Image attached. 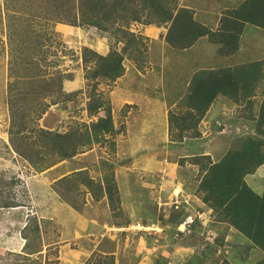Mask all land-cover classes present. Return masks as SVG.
I'll return each mask as SVG.
<instances>
[{
	"label": "rangeland",
	"instance_id": "374dc122",
	"mask_svg": "<svg viewBox=\"0 0 264 264\" xmlns=\"http://www.w3.org/2000/svg\"><path fill=\"white\" fill-rule=\"evenodd\" d=\"M5 1L8 3V0H0V183L7 184L5 187H0V192L3 197L9 198L8 201L20 206L15 208L18 209L17 211H10L12 208H0V264H84L88 260L105 261L103 256H113V264H182L185 258L167 261L163 256L160 257L161 254L165 255L161 245L165 247L168 245L162 239L154 240L156 235L151 238L155 249L150 252L141 251L143 248L141 238L144 237L145 232L152 230L150 228L164 225L163 229L172 227L173 232L184 229L181 224L178 228L175 226L176 223L167 225L172 223L167 219L172 211L170 206L174 203L172 198L167 200L170 204L168 207L162 206L164 200H159L157 194L149 195L143 187L145 181L151 179V174L156 178L158 173L161 175L160 169L163 170L165 167L164 161L167 157L163 149L165 141L162 138L163 129L160 125L166 122L169 111H177L176 104L185 95L193 75H197L202 69L218 67L215 59L209 54L211 48L214 55L219 58V48L208 47L204 41H201L192 49L176 50L163 44L162 38H158L160 35L157 32L160 31L152 30L151 26L131 23L129 31L142 36L147 46L144 66L138 69L136 61L124 57L123 76L113 83H98L94 88L95 93L109 102L111 107L113 125L117 131L111 138L114 146L107 142L93 144L89 149L83 148L81 153L73 158L38 173L12 151L9 143L11 120L6 104V89L8 82L14 80L7 76L9 50L5 36L8 15L4 6ZM177 1V5H180V0ZM59 26L61 25L55 24L49 27L55 33L51 36L53 42L43 49L47 56L41 64L42 71L45 76L60 74L63 78V91L75 92L77 95L70 102L63 101L55 105L49 104L51 98L47 99L44 101L49 104L47 111L39 120H28V122L38 128L63 133L74 126L88 125L96 119L89 116L86 111L93 82L84 77V70L80 64L82 47H88L105 55L110 48L121 49L122 44L115 43L116 39L110 33L101 32L94 27L84 26L76 29L65 25L68 28L60 29ZM253 27L246 29L245 35L259 33L262 36H245L249 42L242 40L240 50L230 56L264 60V29L258 28L255 31ZM41 28L44 29V26ZM59 29L60 31H56ZM161 33V36H165L166 31L163 30ZM210 45L214 46V44ZM222 58L225 56H220V59ZM256 62L258 61L248 64ZM15 65L17 69L20 67L17 63ZM223 65L225 64L220 61V66ZM20 88L21 83H14L10 92L17 94ZM124 100L137 105L125 107L127 103ZM261 100L262 97L259 96L253 101H256L255 106L244 103L237 104V108H231L228 98L219 95L210 106L213 108L208 115H212L214 119L218 114L222 116L223 110L220 107L225 104L236 118L252 111L248 121L255 123ZM174 101L177 102L172 105ZM29 113L36 118L34 112ZM233 119L235 118L231 117L229 120ZM201 124L203 120L199 126ZM241 127L242 125L239 132L237 131L238 137L232 138L231 142L247 136ZM150 151L153 152L141 156ZM150 155L153 157H149ZM162 160L163 166H160ZM84 169L95 182L101 181L106 175H113L119 192L121 211H113L106 197L94 201L83 186H79L76 192H70L68 197L73 201L67 198L71 203L74 202L82 207L81 212L72 209L54 193L52 188L56 180ZM156 179L160 180V178ZM262 185H258L260 191L263 190ZM175 196L176 194L173 198ZM33 216L37 221L44 219L39 226L41 252L26 255L23 252L26 241L22 229ZM117 222L120 225H117ZM139 222L151 225L153 223L154 226L142 227ZM73 230L78 231L81 238H74ZM156 232L158 231L152 233ZM221 235L216 238L209 236L212 238L210 241L201 239L193 244L197 249L202 242V252L200 254L195 250L189 253L199 256L197 259L188 258L186 264H222V262L258 264L262 260V252L255 249L250 241L245 244V241H241V236L240 239L233 237L230 241H225ZM204 236L208 237L207 234ZM189 240L197 239L189 238ZM212 241L213 243H210ZM203 255L202 260L200 256Z\"/></svg>",
	"mask_w": 264,
	"mask_h": 264
},
{
	"label": "trees",
	"instance_id": "16d2710c",
	"mask_svg": "<svg viewBox=\"0 0 264 264\" xmlns=\"http://www.w3.org/2000/svg\"><path fill=\"white\" fill-rule=\"evenodd\" d=\"M177 2L8 0V4L5 1L4 6L8 14L5 36L9 50L7 76L14 80L8 82L6 89V104L11 120L9 143L12 151L40 173L73 158L81 153L83 148L89 149L93 144L107 142L114 146L111 138L117 131L114 129L111 107L109 102L95 93L94 88L98 83H113L123 76L124 57L136 61L138 69L144 66L147 46L142 36L129 31L131 23L166 28L164 42L176 50L190 49L199 39L206 37L209 44L220 47L219 55L222 56L232 55L238 50V40L244 23L264 29V0H244L233 14L226 12L227 17L222 19L226 24L219 26V32H213L194 21L192 11L177 5ZM236 18H240L243 24L227 23L236 22ZM55 24L76 28L94 27L101 32L110 33L116 39L115 43L122 44L121 49L110 48L105 55L82 47L80 60L84 77L93 82L86 111L96 119L88 125L74 126L63 133L38 128L28 122L39 120L49 108V104L70 102L77 95L75 92L63 91V78L60 74L45 76L42 71L41 64L47 56L43 49L53 42L51 36L55 33L49 27ZM16 63L20 65L19 71ZM262 80L264 69L260 61L246 66L200 70L190 79L185 95L176 104L177 111L168 113L169 141L181 144L184 140L199 138V123L219 95L234 104L243 102L251 105L250 99L255 95ZM14 83H21L17 94L10 92ZM262 94L263 101L254 123V134L232 142L218 162L212 163L209 156L194 155L182 158L180 163L183 165L188 162L198 166L195 193L201 202L212 210L216 221L235 229L264 254V184L261 194H257L245 182V177L252 175L264 164V90ZM49 98L50 103H45ZM29 112H34L36 118ZM5 184L0 183V187H5ZM79 186H83L94 201L106 197L113 211H121L119 192L112 174L95 182L85 169L78 170L56 180L52 189L72 209L81 212L82 207L67 200L70 192H76ZM8 199L0 192V208L20 206ZM175 211H171L168 219L178 223L179 212ZM43 220L37 221L33 216L22 229L26 241L23 252L26 255L41 252L39 226ZM117 225L120 224L117 222ZM103 257L105 261L88 260L84 264H113V256ZM200 258L203 260L204 255ZM258 264H264V257Z\"/></svg>",
	"mask_w": 264,
	"mask_h": 264
},
{
	"label": "crops",
	"instance_id": "0c3cea01",
	"mask_svg": "<svg viewBox=\"0 0 264 264\" xmlns=\"http://www.w3.org/2000/svg\"><path fill=\"white\" fill-rule=\"evenodd\" d=\"M243 1L244 0H180L181 4L179 6L191 10L193 13L194 21H196L200 25L205 26L206 28H208L209 30L213 32H219V26L221 24L223 25L226 24L225 22L222 21L223 18L227 17L226 12H228V14L229 13L233 14L234 13L233 11L235 9H238V7L242 4ZM235 21L236 22L229 21L227 23H231L233 25L243 24L240 18H236ZM244 24L245 26L238 40L237 52L240 50L242 40L245 42H249L248 38H246L245 36H262L259 33L245 35V32H246L245 30L249 29V27H253V25H250L248 23H244ZM58 25H61L59 26L61 27L60 29L70 27V26L67 27L63 24H58ZM150 26L152 30L160 31V32H157L160 35L158 36V38H162L163 44L166 45L164 42L165 36H161L162 35L161 32L163 30L166 31V29H163L161 27L158 28L154 25H150ZM246 26L248 28H246ZM258 28L259 27H253L252 29L256 31V29ZM60 29L56 31H60ZM160 29H163V30H160ZM201 41H204L205 45H207L208 47H214V49L220 48L218 45L217 47L210 45L207 42V38H201L190 49L195 47ZM210 52L211 53L209 55L213 59H215L216 66H218V67H213L211 69L217 70L220 68L239 67L242 65L244 66L253 61H261L263 65V69H264V60H259V59L250 60L248 58L242 59V58H238V55L234 57L230 55L229 56L223 55L225 56V58L220 59V56L222 55H219V58L216 57L214 55L213 50H211V48H210ZM220 61H222V63L225 65L227 64L229 65L228 66L223 65L221 67ZM80 64H81V60H80ZM263 90H264V80L260 81L258 88L255 92V95L251 97L250 99L252 102L251 105L255 106L256 101L255 102L253 101L259 96L262 97V100L259 102V104L262 103L263 101L262 91ZM126 99L128 101H131L128 98ZM128 101L127 102L125 101V103H127L126 105H137V104H132L131 102H128ZM176 102L177 101L172 102V105L175 104ZM241 104H244V103L241 102L240 105ZM236 105L237 104H234L231 102L230 107L237 108ZM222 106L224 107V109L223 107H220L223 110L222 116L218 114L215 119L213 118L212 115H208L211 112L213 107L209 108L208 112L202 119L203 124L199 126V130L201 133V136L199 138L187 139V140H184L183 143L181 144H176V143L169 141L167 120L164 124L160 125L161 126L160 128L163 129L162 138L165 141V147L163 146L162 147L166 151L165 156L167 157V159H165L164 161L165 167L163 168V170L160 169L161 175H159L158 173V175L155 176L156 178H160L161 181L156 178H153L154 175L151 174L152 176L151 179L145 181L144 183L145 186L143 187V189L147 190L148 194L151 196L152 195L154 196L157 194L156 197L158 195L159 197H162L163 199L158 197L159 200H164V202L162 203L164 205L162 206L168 207V205H170L167 201L169 200V198H172L173 202H178V209H177V212H179L178 222L183 223L182 225L184 229L180 232L179 231L173 232L172 227L170 229H167V228L163 229V226H164L163 225L162 227L150 228L147 225L154 226L153 223L151 225V224H143L139 222L141 226H147V228L152 229L151 231H147V232L144 231L145 232L143 234L144 237L141 238V243L143 245V248L141 249V251L145 250L146 252H150L151 250L155 249L153 242H151V238H153V236L156 235V238H154V240L162 239L166 241L168 245V247L161 245V248H162L161 250L165 252V255L161 254L160 257L163 256L167 261H170L172 259L182 260L185 258L182 264H186L188 263V258L193 257L197 259V257L199 256V254L189 255V253H193L195 250H198L199 253L201 254L203 243L201 242L200 243L201 246H199V248L197 249L195 246H193V244H196L199 242V240L203 239L204 234H207L208 236L215 237V238L218 237L220 234H222L221 236L224 237L225 241H230L233 237L239 238L241 236L240 238L242 242L245 241V244H246V242L248 241L244 236L236 233V230H233L232 227L227 228L226 227L228 226L227 224L216 221L215 216L212 213V210L207 208L205 204H203L201 200L197 197L195 192H196V188L198 184V180H197L198 171H199L198 166L190 164L188 162H184L183 165L180 163V160L182 158H189L194 155L209 156L212 163L218 162L224 156L227 150L230 148V145L232 143L231 142L232 138L235 139V137H238L237 131L239 132L240 125H242L241 129H243V132L245 134L247 133L246 135L254 134V121L252 122L248 121L249 119L248 116L252 114V111H250V113L248 114H244L236 118V116L234 117V114L231 113V109H228L227 105L223 104ZM231 117L235 119L229 120ZM214 121H216V123ZM151 152L153 151L147 152L141 156L144 157L145 155L150 154ZM149 157L152 158L153 155H150ZM162 162L163 160L160 161V164H162ZM160 166H163V164ZM155 172H151V173H155ZM186 173H188L187 176H186ZM183 176L188 177V178L185 179ZM245 182L254 192H256L257 194H261L262 190L260 191L259 189L260 187H258V185L264 184V164L258 167L252 175H248L247 177H245ZM175 194L176 196L175 198H173V195ZM17 210L18 209L13 208L10 211H17ZM164 210L165 209H163V211ZM170 222L172 223H167V225L174 224L173 221H170ZM175 226L177 227V225ZM103 228L104 229L106 228L105 225H103ZM153 229L157 230L158 232L152 233L155 231V230L153 231ZM74 231L75 230H73L74 238L76 239L81 238V235L78 233V231H75V234H74ZM148 235H152V236H148ZM101 236L102 235L100 234V237ZM189 238H195L197 240L196 241L189 240ZM185 242H187L189 245L186 244ZM254 248L258 249L256 247ZM255 249H252V251H255ZM263 257H264V254H263Z\"/></svg>",
	"mask_w": 264,
	"mask_h": 264
},
{
	"label": "clouds",
	"instance_id": "9594fccd",
	"mask_svg": "<svg viewBox=\"0 0 264 264\" xmlns=\"http://www.w3.org/2000/svg\"><path fill=\"white\" fill-rule=\"evenodd\" d=\"M212 105V104H211ZM209 110V109H208ZM208 112V111H207ZM172 209H173V207H174V210H177L178 209V202H174L171 206H170ZM15 208H17V207H15ZM13 209V208H12ZM27 224V223H26ZM26 224L24 225V227L26 226ZM182 225L183 223H181V222H178V224H177V228H178V226L179 225ZM148 227H150L149 225H147ZM147 226H144V227H147ZM23 227V228H24ZM143 227V226H142ZM179 231V230H178ZM180 232V231H179ZM209 240L210 241V239H212V238H209V236L208 237H206V236H204V238H203V240ZM214 239V238H213ZM210 243H213V241L212 242H210Z\"/></svg>",
	"mask_w": 264,
	"mask_h": 264
}]
</instances>
